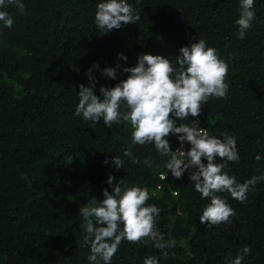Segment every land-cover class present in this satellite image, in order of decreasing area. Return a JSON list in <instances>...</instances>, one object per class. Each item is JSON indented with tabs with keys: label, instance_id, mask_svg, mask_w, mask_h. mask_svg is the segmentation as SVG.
<instances>
[{
	"label": "trees",
	"instance_id": "obj_1",
	"mask_svg": "<svg viewBox=\"0 0 264 264\" xmlns=\"http://www.w3.org/2000/svg\"><path fill=\"white\" fill-rule=\"evenodd\" d=\"M100 2L24 0L23 14L7 9L11 28L0 23V264H90L79 212L113 190L110 175L114 183L122 179V187L147 188V203L161 209L156 227L165 240L176 241L164 257L150 243L125 240L110 264H143L149 256L159 264H228L244 246L251 255L242 264H264V179L243 203L217 193L236 215L227 223L202 224L210 200L201 198L188 171L177 179L154 146L133 145L126 122L109 128L102 119L93 124L75 115L79 86L89 84L94 63V91L101 96L100 87L126 79L122 68L135 66L140 54L175 60L182 46L203 39L227 63L229 90L187 119L198 120L210 136L237 138L240 159L224 169L237 182L264 177V0H254L244 39L236 24L241 0H127L141 19L108 34L95 23ZM117 63L116 79L102 75ZM168 139L173 151L181 144L176 135ZM126 149L139 164L123 155ZM115 156L124 168H114ZM148 157L151 167L144 164Z\"/></svg>",
	"mask_w": 264,
	"mask_h": 264
},
{
	"label": "clouds",
	"instance_id": "obj_2",
	"mask_svg": "<svg viewBox=\"0 0 264 264\" xmlns=\"http://www.w3.org/2000/svg\"><path fill=\"white\" fill-rule=\"evenodd\" d=\"M10 7L21 14L26 9L24 0H0V23L6 28H11L14 23L7 11ZM253 8L254 0H241L239 18L236 20L240 39L245 38L246 30L251 27L255 16ZM134 12L135 9L127 0H104L97 5L95 23L103 34H108L113 29L138 22L141 16ZM118 56L127 60L123 53ZM92 68L98 69V62L88 70L89 84L79 86L75 115H82L85 121L93 124L102 119L109 128L113 123L130 124L133 145L154 146L160 156L168 157L165 167L175 178H182L184 172L188 171L189 179L194 182V188L201 198L210 200L199 216L202 224L230 222V217L236 215L235 210L217 193L227 192L243 203L247 193L264 177L253 176L243 183L237 182L235 176L224 171L228 162H238L240 159L237 138L227 134L223 139L210 136L199 126L198 120L189 122L187 119L189 116L199 117L202 105L209 98L227 97L229 84L225 78L228 65L220 59L217 50L207 46L205 40L198 39L182 46L175 60L146 53L138 56L135 66L122 68L117 63L115 67H106L102 75L107 78L116 79L121 68L129 75L114 87L101 86V96L94 91L97 78L92 74ZM172 117L189 123H177ZM170 135H176L181 142L175 151L168 139ZM185 143L191 145L190 150L184 148ZM123 155L132 158L135 164L140 163L130 150L126 149ZM217 157L223 162L218 163ZM202 158H206L207 163ZM112 162L115 169L124 168V161L119 156H115ZM105 163H108L107 159ZM153 163L150 157L144 160V164L149 167ZM165 177L161 176L162 179ZM115 180L116 177L112 175L108 177L113 190L110 192L105 189L102 201L92 199V204L80 208L79 215L84 220L81 227L86 233L84 239L90 245V264H110L125 240L150 243L167 257L169 253L166 249L175 247L176 241L165 240L164 234L156 227V218L161 209L147 203L150 199L148 189L140 186L122 187L124 181L121 179L114 183ZM248 255H251V248L244 246L235 258L229 259L228 264H242ZM143 264H159V259L149 256Z\"/></svg>",
	"mask_w": 264,
	"mask_h": 264
},
{
	"label": "built area",
	"instance_id": "obj_3",
	"mask_svg": "<svg viewBox=\"0 0 264 264\" xmlns=\"http://www.w3.org/2000/svg\"><path fill=\"white\" fill-rule=\"evenodd\" d=\"M179 147H180V146H179ZM179 147H178V148H179ZM184 148H185V144H184ZM163 176H164V175H163Z\"/></svg>",
	"mask_w": 264,
	"mask_h": 264
}]
</instances>
